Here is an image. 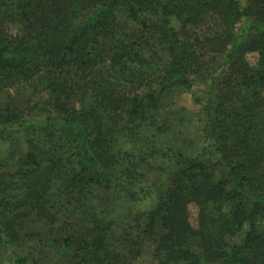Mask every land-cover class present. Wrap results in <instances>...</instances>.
Segmentation results:
<instances>
[{"label":"trees","instance_id":"1","mask_svg":"<svg viewBox=\"0 0 264 264\" xmlns=\"http://www.w3.org/2000/svg\"><path fill=\"white\" fill-rule=\"evenodd\" d=\"M199 82L206 148L171 171L141 158L165 175L154 205L104 217L138 181L127 122ZM2 143L0 264H134L148 242L157 264H264V0H0ZM29 215L47 229L24 252Z\"/></svg>","mask_w":264,"mask_h":264},{"label":"rangeland","instance_id":"2","mask_svg":"<svg viewBox=\"0 0 264 264\" xmlns=\"http://www.w3.org/2000/svg\"><path fill=\"white\" fill-rule=\"evenodd\" d=\"M243 5H246V0H241ZM252 66L258 63V54L253 53L248 56ZM209 84L196 83L190 91H175L173 97L168 98L164 107L157 113L156 118H143L135 122H127L126 131H123L117 141L116 147L121 157L128 160L131 164H135V168H130V172L138 174V181L131 188V198L120 200L119 202L109 201L103 205L102 210L108 209L111 211L108 219L116 215L124 220L132 219L133 217L145 212L148 208L154 205L155 201V186L162 181L165 175L153 174L143 168L142 165L137 167L136 164H141V158H148L156 165L162 164L167 171H171L175 166V152L182 147L186 152L201 153L207 146V135L205 131L206 110L209 103L208 97ZM149 116V115H148ZM0 152L6 158L9 155V149L6 144H0ZM127 154V155H126ZM126 155V156H125ZM126 162V161H125ZM59 186H55L53 194L59 196V201L67 200L75 203L71 197L66 198L57 192ZM108 197V196H107ZM113 199V197H112ZM104 197L90 198V202L101 204ZM103 204V203H102ZM61 212L64 211V217L70 214L73 210V205L69 204L67 210L63 205ZM190 221L193 227L198 228L199 208L195 204L189 205ZM108 214V213H107ZM62 215V213H61ZM62 218V217H61ZM28 224L20 233L22 247L24 252L30 250L28 245H33L32 236L38 235L39 232L46 231L47 224L41 222L38 217L27 216L25 218ZM49 229V228H48ZM38 238H35V241ZM154 245L151 242L144 244L140 248V254L134 261V264H157L153 257ZM4 263L8 264L10 259L7 252H3Z\"/></svg>","mask_w":264,"mask_h":264}]
</instances>
